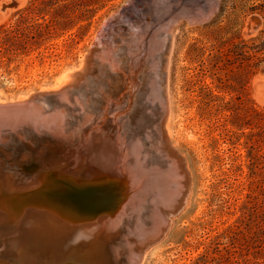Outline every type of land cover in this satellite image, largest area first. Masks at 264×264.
Returning <instances> with one entry per match:
<instances>
[{
  "label": "rangeland",
  "instance_id": "rangeland-1",
  "mask_svg": "<svg viewBox=\"0 0 264 264\" xmlns=\"http://www.w3.org/2000/svg\"><path fill=\"white\" fill-rule=\"evenodd\" d=\"M161 1L167 0H13L14 5L0 0V28L20 23L21 13L31 5L53 3L45 17L56 28L51 34L35 33L34 39L20 34L18 50L0 53V99L10 103L25 95H51L43 90L76 69L72 98L92 110L104 108L114 88L107 62L100 59L105 50L112 48L122 60L146 58L143 69L149 74L150 58H164L162 51L151 56L146 43L138 50L131 40L134 29L151 31L144 26L160 15L154 2ZM204 2L182 0L187 14L175 28L168 72L169 134L189 174L186 203L143 264H264V53H257L264 42V0H219L208 22L190 23L187 15ZM2 38L0 29V45ZM146 103L148 115L138 124V135L156 150L159 103ZM27 140H20L28 143L20 147L0 143L5 167H30L36 151L50 146ZM118 186L110 187L107 198H91L90 204L117 207L113 194ZM33 209L38 208L28 203L18 205L16 214L4 212L8 223L0 222V264L28 263L22 257L13 262L5 247L14 241L17 214L22 219ZM47 257L55 260L54 254ZM75 257L52 263L74 264Z\"/></svg>",
  "mask_w": 264,
  "mask_h": 264
},
{
  "label": "bare ground",
  "instance_id": "bare-ground-1",
  "mask_svg": "<svg viewBox=\"0 0 264 264\" xmlns=\"http://www.w3.org/2000/svg\"><path fill=\"white\" fill-rule=\"evenodd\" d=\"M218 1L205 0L195 7V13L187 15L189 22L209 20ZM161 2H154L160 15L144 26L151 31L134 29L131 40L138 50H143L146 43L151 56L162 51L164 58H150L149 74L143 69L146 58L122 60L112 48L105 50L100 59L107 62L114 88L104 108L92 110L86 102L72 98L76 69L61 74L53 87L43 90L51 95H25L10 103L0 99V114L5 117L0 119V143L20 147L23 138L50 143L43 151L35 149L30 167L22 164L17 168L14 163L15 168L5 167L0 159V222L8 223L4 212L16 214L18 209L13 210L18 205L31 203L38 208L25 212L22 219L17 214L14 241L5 244L13 262L22 257L28 259L26 264H53L75 255L78 264L92 255L98 235L112 228L119 235L111 237L124 242L120 246L126 250L123 262L143 264L148 251L161 242L174 216L184 207L189 174L170 140L168 72L175 28L186 12L182 0ZM148 99L157 101L160 109L154 128L159 140L156 150L149 149L153 145L148 146L147 138L137 130L148 115ZM114 185H119L113 194L117 207L100 209L93 206L96 201L90 204L98 195L107 198ZM74 187L80 190L69 193ZM24 188L33 191L19 192ZM49 190L56 193H45ZM47 254H54L55 260L50 261Z\"/></svg>",
  "mask_w": 264,
  "mask_h": 264
},
{
  "label": "trees",
  "instance_id": "trees-1",
  "mask_svg": "<svg viewBox=\"0 0 264 264\" xmlns=\"http://www.w3.org/2000/svg\"><path fill=\"white\" fill-rule=\"evenodd\" d=\"M53 4H47L46 6L39 7L31 5L21 13L20 23L14 26L5 28L2 26L0 29L3 33L2 44L0 45V53L14 52L18 50L16 39L18 40L20 34H25L31 38H35V33L51 34V30H55L53 19H46L48 7ZM42 20V22H39ZM257 53H264V42L257 48Z\"/></svg>",
  "mask_w": 264,
  "mask_h": 264
},
{
  "label": "water",
  "instance_id": "water-1",
  "mask_svg": "<svg viewBox=\"0 0 264 264\" xmlns=\"http://www.w3.org/2000/svg\"><path fill=\"white\" fill-rule=\"evenodd\" d=\"M10 5H14L13 0H12V4ZM4 7H7V5H4ZM209 20L204 21V22L194 20L195 21L194 24H204L208 22ZM263 72H264V69H263ZM4 118L5 117H3L0 114V119H4ZM79 190H80L79 188L74 187L69 190V193H74ZM29 191H33V189L31 188ZM29 191H26V192H29ZM45 193L52 195V193H56V192H52L49 190V191H45ZM111 235H113V237L114 236L117 237V235L119 234H117V232H115L114 229L109 228L105 232H102L100 235H98V237L93 242L92 255H89L86 258L84 257L81 261L77 263L78 264L79 263L80 264H104V263L106 264H125L123 260L125 259V256H126V250L123 247H120L121 245L124 244V242L123 244H121L122 241L116 242L118 240L111 237ZM68 261L73 262V260H68ZM73 263L76 264L75 262Z\"/></svg>",
  "mask_w": 264,
  "mask_h": 264
}]
</instances>
